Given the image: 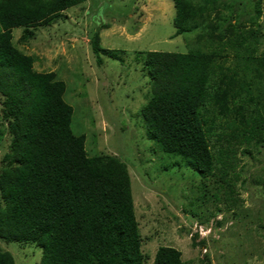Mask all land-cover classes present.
<instances>
[{"label": "rangeland", "instance_id": "1", "mask_svg": "<svg viewBox=\"0 0 264 264\" xmlns=\"http://www.w3.org/2000/svg\"><path fill=\"white\" fill-rule=\"evenodd\" d=\"M188 1L197 14L181 33L172 24V0H83L28 25L32 36L23 42L24 26L11 28L10 41L31 56L35 72L62 81L70 128L84 135L85 155H110L124 164L142 264H153L159 246L178 251L182 264H264V140H244L246 133L229 120L215 118L205 136L213 165L200 174L144 132L140 108L150 84L137 52L148 50H219L218 61L248 85L245 112L264 120V0ZM94 31L101 47L116 50L115 58L100 53L95 62ZM2 99L0 174L15 165L2 160L11 138ZM0 251L12 264H39L41 255L33 243L1 239Z\"/></svg>", "mask_w": 264, "mask_h": 264}, {"label": "trees", "instance_id": "2", "mask_svg": "<svg viewBox=\"0 0 264 264\" xmlns=\"http://www.w3.org/2000/svg\"><path fill=\"white\" fill-rule=\"evenodd\" d=\"M82 1L0 0V95L11 136L2 160L15 164L0 174V239L33 243L41 250L39 264H142L124 164L110 155H85L84 135L70 128L72 109L62 99V81L35 72L31 56L10 41L11 28L24 26L18 39L23 42L32 36L28 25ZM172 2L175 33L185 32L197 13L188 0ZM255 11L252 19L257 6ZM89 44L97 64L100 53L116 57L115 49L99 45L98 31ZM137 54L150 84L140 108L144 132L160 150L206 174L213 159L205 136L215 118L229 120L246 133L244 140H264L261 115L245 112L248 85L218 61L219 50ZM0 264H12L8 252L0 251ZM153 264L182 262L178 251L159 246Z\"/></svg>", "mask_w": 264, "mask_h": 264}]
</instances>
